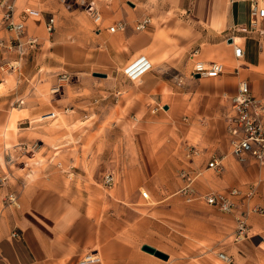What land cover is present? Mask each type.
Returning a JSON list of instances; mask_svg holds the SVG:
<instances>
[{
    "label": "rangeland",
    "instance_id": "rangeland-1",
    "mask_svg": "<svg viewBox=\"0 0 264 264\" xmlns=\"http://www.w3.org/2000/svg\"><path fill=\"white\" fill-rule=\"evenodd\" d=\"M50 1L17 0V15L25 11L27 5L36 4L49 16L53 11ZM55 1L62 8L68 6L73 11L71 16L79 31L86 33L84 37L68 39L64 29L58 37L56 29L49 32L44 24L37 26L33 21L27 22L25 31L18 35L0 24V83H3L0 86V222H11L16 214L32 219L36 209L46 213L69 209L66 215L53 217L60 233L57 242L70 245L75 240V232L79 235L82 232L89 239L102 227H110L115 218L125 224L126 232L129 226L135 229L150 215L155 218L156 214L151 211L160 205L158 200L152 197L151 202L155 204L148 206L142 193L149 191L156 176L147 167L157 160L162 170L168 166V172L175 174L184 186L183 169L196 174L201 171L191 188L203 194L197 188L203 171L196 169L193 163L205 155L208 159L209 155L198 146L205 138L202 134L205 128L199 122L188 127L182 123L181 115L173 110L165 112L163 107L166 103L173 106L177 98H184V91L189 92L195 79L184 78L171 66V60L167 61L169 64L159 63L156 70L170 87L162 94L155 93L157 98H154L137 94L125 67L107 77L95 75L107 74L102 71L64 72L51 54L53 38L74 40L95 49L98 44L95 31L101 24H96L88 12L90 0ZM95 1L102 10L103 4L125 0ZM134 1L138 3V11L144 12L153 26L162 28L177 39L176 42H195L200 33L213 29L208 15L213 6L211 0H187L186 11L178 7V0ZM124 5L129 10V6H133L125 2ZM260 6L264 7L261 2ZM113 21H106L102 28L114 26ZM32 39L36 40L33 45ZM187 93L184 101L190 97ZM14 113L18 117L13 126ZM50 113H54L55 118L34 122ZM192 147L202 154L189 156ZM223 173L209 172L218 182ZM108 175L115 178L112 185L106 184ZM255 178L261 180L264 187V172L256 174ZM181 190L178 196L182 195L187 204L199 203L188 202V196ZM137 193L142 196L139 200L135 197ZM255 202L264 207L262 201L256 199ZM85 206L87 227L81 224L79 212ZM117 207H120V217L113 212ZM197 208L215 210L202 203ZM253 213L251 218L259 217L260 220L255 224L248 220L249 228L243 233L233 218V238L227 256L231 261L221 259L223 253L218 251L215 264H264V214ZM138 251L160 262L165 260L143 247ZM248 252L254 257H247ZM94 254L92 249L84 253L81 263ZM94 257L104 261V255ZM105 264L111 263L105 261Z\"/></svg>",
    "mask_w": 264,
    "mask_h": 264
},
{
    "label": "crops",
    "instance_id": "crops-1",
    "mask_svg": "<svg viewBox=\"0 0 264 264\" xmlns=\"http://www.w3.org/2000/svg\"><path fill=\"white\" fill-rule=\"evenodd\" d=\"M9 1L14 2V16L17 20L23 12L17 15V0ZM76 1L78 3L79 0ZM211 1L213 6L208 15L213 29L200 33L192 43L179 40L176 42L177 39L169 33L166 34L162 28L153 26L149 18L145 28L137 31L135 25L143 22L146 16L141 10L138 11V3L125 0L126 4L130 3L134 7L129 6V10L124 2L119 1L117 4H103L102 10L98 8L102 14V23L101 28L95 31L98 41L95 49L89 44L79 45L74 40L62 41L53 38L51 54L64 72L102 71L109 76L125 67L124 71L135 84L137 94L145 97L154 96L155 93L162 94L165 88L170 87L156 70L159 63L169 64L167 61L171 60V66L180 71L184 78L191 77L196 62L220 63L223 71L219 76L194 78V85H191L189 92L184 91V98L186 93L190 94L188 101H184L183 97L177 98L175 105L166 103L163 107L165 112L173 110L176 115H181L182 123L188 127L194 125V122H199L205 128L202 133L205 138L198 146L209 158L204 154L205 158L197 159V163H193L196 169L203 171L197 188L204 192L203 194L239 189L242 199L235 213H222L216 209L199 210L197 206L201 203L187 204L182 195L178 196L179 190L184 186L183 182L175 174L168 172V166L162 170L157 160L147 167L152 174L156 173L149 191H146L148 199L135 194L136 200L142 197L148 206L155 204L151 202L152 197L158 200L160 205L151 211L156 214L155 218L150 215L135 229L129 226L127 232L120 218H115L110 227H102L90 237L91 239L82 232L80 235L78 231L75 232L74 242L67 245L59 244L56 240L59 239L60 233L57 232L58 224L53 216H64L69 209H64V212L61 210V213L58 210L52 211L53 209L50 213L36 209L32 219L16 214V218L11 219V222H0V264H105V261L111 264H215L214 258L220 254L216 255V252L229 255L233 238V218L237 221L253 207L264 209L263 205L255 202L257 199L264 203V187L260 183L261 180L255 178L256 174L264 172V168L251 159L242 163L232 155L225 118L231 114V106L225 101V95L237 94L242 81L248 83L252 96L264 103V18L259 21L258 29L262 32L260 33L251 26L252 0ZM260 2L264 6V0ZM186 3L187 0H178L177 5L186 11ZM89 4L97 6L95 0H90ZM27 6L39 12L36 19H29L27 22L33 21L37 26L44 24L47 28V23L53 18L55 35L58 37L62 29L68 39H79V36L82 38L86 34L76 27V22L71 16L73 11L68 6L62 8L55 0H51L50 7L52 6L53 11H50L49 16L41 11L39 5ZM109 20H114V25L125 22L126 29L111 32L108 26L102 28ZM235 46L243 49L241 59L235 56ZM174 55L176 56L173 57ZM142 63H147L150 68L139 70L140 74L134 73L131 77L128 71L132 68L134 70L131 72H135ZM160 98L162 99V96ZM213 156L221 159L223 166L224 173L223 178H219L220 182L212 177L213 174H209L213 172L216 175V171L207 170L208 162ZM251 188L254 189L255 195L244 201V195ZM119 211L120 207L113 210L114 214H119L120 217ZM79 212L81 224L87 227L89 222L86 206ZM251 215L248 213L246 223L250 219L252 224L260 220L259 217L251 218ZM71 229L73 230V226ZM70 237L72 238V235ZM144 245L164 251L168 259L160 262L152 256L143 255L138 248ZM90 249L96 252L94 255H104V261L86 260L81 263L83 254ZM247 257L254 256H250L248 252Z\"/></svg>",
    "mask_w": 264,
    "mask_h": 264
},
{
    "label": "built area",
    "instance_id": "built-area-1",
    "mask_svg": "<svg viewBox=\"0 0 264 264\" xmlns=\"http://www.w3.org/2000/svg\"><path fill=\"white\" fill-rule=\"evenodd\" d=\"M61 1L66 2V0ZM14 11L15 7L13 2H10L9 0H0V24L3 25L7 31L18 35L25 31L26 23L29 19L36 18L39 15L38 11L28 8L23 11L22 16L16 20ZM88 12L96 24L100 25L102 23V14L97 6L89 4ZM251 16V26L256 31L262 33L261 30L258 29V26L259 21L264 18V8L260 6L259 0H252ZM148 23L149 19H145L137 25L136 30H143ZM125 29L126 23L121 21L110 27L109 30L111 32H116L124 31ZM47 30L49 32L55 30L53 18H51L47 23ZM35 42V39L31 40L32 45ZM234 53L238 59L243 57V49L240 46H235ZM148 68H150V66L147 63H142L138 68H136L135 72H131L134 70L131 68L128 73L131 77H133L134 73H137V71H145ZM222 71L223 67L220 63L207 64L204 62H196L191 77L212 78L219 76ZM225 101L229 102L231 106V114L227 115L225 118L227 120L226 129L230 139L232 155L242 163L251 159L264 168V103L252 96L250 87L245 81L240 83L237 94L231 96L225 95ZM55 116L56 115L54 113H50L44 115L43 117L45 118L44 120H46L55 118ZM188 152L189 156H200L202 154V152H200V150L196 147H192ZM207 168L214 170L217 173H221L223 171L221 159L216 156L211 157ZM200 175L201 171L197 174L195 172H191L189 169H183L181 171V177L185 182V186L181 192H184L188 196L187 201L199 202L211 206L222 213H235L240 205L242 192L239 189L234 188L227 192L212 191L206 194L196 193L191 187L195 181V177H199ZM114 182L115 178L113 175H108L106 177V184L112 185ZM254 194L255 191L251 188V190L244 195V201L250 200ZM142 196L143 198L148 199V194L146 192H143ZM252 212L264 214L261 207H253L248 213ZM248 213H245V215H242L237 219L238 229L242 231V233L247 229L246 218L248 217ZM220 257L225 261H231V259L225 254H220Z\"/></svg>",
    "mask_w": 264,
    "mask_h": 264
},
{
    "label": "water",
    "instance_id": "water-1",
    "mask_svg": "<svg viewBox=\"0 0 264 264\" xmlns=\"http://www.w3.org/2000/svg\"><path fill=\"white\" fill-rule=\"evenodd\" d=\"M96 76H99V77H107L106 74H101V73H95ZM143 250L153 254V255H156L157 257H160L162 259H165L167 260L168 259V256L165 255L163 252L159 251V250H156L155 248L153 247H150L148 245H145L143 246Z\"/></svg>",
    "mask_w": 264,
    "mask_h": 264
},
{
    "label": "bare ground",
    "instance_id": "bare-ground-1",
    "mask_svg": "<svg viewBox=\"0 0 264 264\" xmlns=\"http://www.w3.org/2000/svg\"><path fill=\"white\" fill-rule=\"evenodd\" d=\"M140 72H141V71H140ZM140 72L137 71L136 74L138 75ZM1 85H2V84H0V86H1ZM53 91H54V90H53ZM16 117H18V116H17L16 113H14V115H13V121H12V122H13V126H14V121H15ZM60 117H62V116H60ZM38 118H39V117H38ZM44 119H45L44 117H41V118H39L38 120H35L34 122H36V121H41V120H44ZM57 120H58V119H57ZM60 120H61V118H60ZM87 260H88V261H92V260H96V259H95L94 256L92 257V255H89V256L87 257Z\"/></svg>",
    "mask_w": 264,
    "mask_h": 264
}]
</instances>
